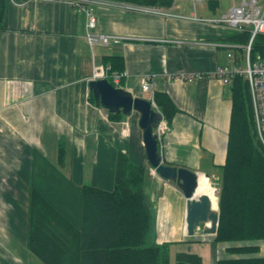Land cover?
Returning <instances> with one entry per match:
<instances>
[{
  "label": "crops",
  "instance_id": "obj_1",
  "mask_svg": "<svg viewBox=\"0 0 264 264\" xmlns=\"http://www.w3.org/2000/svg\"><path fill=\"white\" fill-rule=\"evenodd\" d=\"M210 1L207 7L213 16L196 12L198 16H218L219 0ZM92 8L93 32L116 42L89 43L84 13L65 1L5 0L0 27V264H41L27 247L31 192L79 227L80 187L111 190L120 154L147 167L144 192L155 210L157 236L166 227V234L156 241L194 240L186 233L180 190L151 173L139 113H109L95 104L88 83L99 78L95 76L102 69L111 83L110 73L116 70L106 63L108 56L119 57L118 71L126 73L114 86L150 101L154 92L162 93L177 109L170 121L162 115L166 127L157 139L163 163L215 178L225 161L230 84L207 76L185 81L173 75L181 70L207 73L227 63L226 48L219 44L231 42L232 29L110 4ZM170 11L192 13H184L176 2ZM143 76L152 90L141 89ZM206 235L210 237L202 240L210 241V250L199 254L201 264L264 257V239L214 243V234ZM196 240H201L198 235ZM243 246L256 249L232 250Z\"/></svg>",
  "mask_w": 264,
  "mask_h": 264
},
{
  "label": "trees",
  "instance_id": "obj_2",
  "mask_svg": "<svg viewBox=\"0 0 264 264\" xmlns=\"http://www.w3.org/2000/svg\"><path fill=\"white\" fill-rule=\"evenodd\" d=\"M169 7L173 0H118ZM5 0H0V27ZM248 41V33L230 40ZM252 54L264 52V36L252 43ZM263 48V49H261ZM260 50V51H259ZM260 53L264 56V53ZM111 70H120L117 56H108ZM232 108L224 163L219 168L216 242L264 239V147L255 134L248 84L235 76L230 84ZM153 100L167 121L177 109L165 95ZM169 164V163H165ZM147 167L117 158L113 188L80 187L81 222L71 224L40 194L31 192L27 247L44 264H169V243L155 238V210L144 192ZM236 247L233 251H253ZM175 264H201L200 256L177 252ZM216 264H264V257L218 260Z\"/></svg>",
  "mask_w": 264,
  "mask_h": 264
},
{
  "label": "built area",
  "instance_id": "obj_3",
  "mask_svg": "<svg viewBox=\"0 0 264 264\" xmlns=\"http://www.w3.org/2000/svg\"><path fill=\"white\" fill-rule=\"evenodd\" d=\"M74 6L79 11H82L86 17L85 36L89 43L100 41L103 44L116 42L117 39L102 33H95L93 29L96 25V16L92 6L94 4H110L118 9L154 15L160 17H176L188 21L205 23L213 26H225L237 30L240 33L247 32L249 34L248 41L243 46H238L233 43H222L219 46L226 48L227 63L217 65L211 72H187L177 71L173 77L185 81H193L196 78L203 76L212 77L220 80L223 84H231L235 76H242L247 84L251 99L253 111V121L255 134L264 147V56L260 53L252 54V43L256 36H264V0H240L238 3H233L228 10L219 17L203 18L196 14L195 3H201L203 0H191L193 10L190 15H178L171 13V7L176 0L172 1L171 6L161 7L155 5H146L129 1L118 0H62ZM234 49L241 51L239 57L233 52ZM126 73L120 71H111L110 79L113 85H118L121 77ZM98 75V76H97ZM95 77L105 78V71L97 73ZM140 86L143 91L152 90L147 77L143 76L140 81ZM154 107L153 100L151 98ZM166 127V121L163 117L159 120L154 132L159 138L160 134ZM152 174H157L155 169H151Z\"/></svg>",
  "mask_w": 264,
  "mask_h": 264
},
{
  "label": "water",
  "instance_id": "obj_4",
  "mask_svg": "<svg viewBox=\"0 0 264 264\" xmlns=\"http://www.w3.org/2000/svg\"><path fill=\"white\" fill-rule=\"evenodd\" d=\"M88 87L92 91L95 104L102 106L109 113H121L126 116L133 110L139 113L138 126L142 130V142L149 165L155 169L159 177L175 183L185 198L187 235H193L199 228L205 234H215L218 210L212 208L207 195L194 196L198 175L201 172L162 162L157 134L154 132L162 118L160 111L153 107L150 100L133 96L129 90L114 86L106 78H94L89 81Z\"/></svg>",
  "mask_w": 264,
  "mask_h": 264
},
{
  "label": "rangeland",
  "instance_id": "obj_5",
  "mask_svg": "<svg viewBox=\"0 0 264 264\" xmlns=\"http://www.w3.org/2000/svg\"><path fill=\"white\" fill-rule=\"evenodd\" d=\"M237 2H238V0H234L235 4ZM176 3L180 4V6L182 7V11L184 13H189V11L193 10V4H192L191 0H177ZM201 3H195L196 12L199 15L202 13H206L208 15L213 16L212 10L208 9V7H207V0H203ZM231 5H232V0H219V5L215 10L216 15H218V17H219L221 14L225 13ZM232 31H233V35L236 33H240L235 29H232ZM245 33H247V32H245ZM230 43L236 44L238 46H243L246 43V41H244V39H242V38H237L236 40H231ZM233 52L236 53L237 57H239L241 55V51L239 52L237 49H234ZM142 98H144V97H142ZM134 112H135V110H134ZM202 174H204V173H202ZM219 174H220V172H219ZM219 177L220 176H217L215 178H210L207 176V178L209 179V183H210V185L214 191L215 199L217 201H218V192H219V187H220ZM181 195L183 196L182 193H181ZM216 209L218 210V203L216 204ZM157 228L158 227L155 226V238L156 237L163 238V236L166 234V227L164 230L161 229V231L163 230L162 232H160V230H159L158 236L156 234ZM201 231L202 230H198V234H193V235L189 236L190 239L193 238L194 240H190L187 242H174V243L170 242L169 243V247H168V249H169V251H168V253H169V256H168L169 264H175V255L177 252L186 251V252L195 253V254L198 253V255H199V254H204V252L206 253L210 250V241L202 240V239H207L210 236L204 234L203 232L201 233ZM196 235H198L199 239H201V240H196ZM213 238H214V235H213ZM213 242L215 243L216 241L213 240ZM229 242H231V241H229ZM35 259L38 262H40L41 264H44L43 262H41L37 258H35ZM200 259H201V257H200Z\"/></svg>",
  "mask_w": 264,
  "mask_h": 264
},
{
  "label": "bare ground",
  "instance_id": "obj_6",
  "mask_svg": "<svg viewBox=\"0 0 264 264\" xmlns=\"http://www.w3.org/2000/svg\"><path fill=\"white\" fill-rule=\"evenodd\" d=\"M209 1V0H208ZM212 1V0H211ZM210 1V2H211ZM214 4V3H213ZM216 4V2H215ZM214 4V5H215ZM201 5V4H200ZM212 5V4H211ZM211 9V8H210ZM213 12V11H212ZM236 35V34H235ZM249 35V34H248ZM233 36V35H232ZM247 40V38H246ZM244 40V41H246ZM253 45V44H252ZM222 47V46H221ZM263 49V48H261ZM253 50V49H252ZM260 51V50H259ZM240 52V51H239ZM253 52V51H252ZM263 51H261L260 53H262ZM264 53V52H263ZM108 72V71H107ZM108 78V77H107ZM155 93V92H154ZM162 134V133H161ZM216 177V176H215ZM207 195L211 201V205L213 209H216V204H217V200L215 199V194L214 191L209 183V179L207 178L206 175L199 173L198 175V179H197V187L195 190V194L194 196L197 197L199 195Z\"/></svg>",
  "mask_w": 264,
  "mask_h": 264
}]
</instances>
